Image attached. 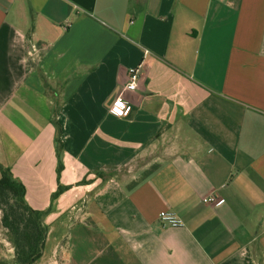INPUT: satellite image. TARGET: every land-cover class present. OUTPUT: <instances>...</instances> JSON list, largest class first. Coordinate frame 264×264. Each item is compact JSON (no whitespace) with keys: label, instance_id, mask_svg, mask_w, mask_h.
Segmentation results:
<instances>
[{"label":"crops","instance_id":"crops-1","mask_svg":"<svg viewBox=\"0 0 264 264\" xmlns=\"http://www.w3.org/2000/svg\"><path fill=\"white\" fill-rule=\"evenodd\" d=\"M0 166L44 214L34 264L259 263L264 0H0Z\"/></svg>","mask_w":264,"mask_h":264},{"label":"trees","instance_id":"trees-1","mask_svg":"<svg viewBox=\"0 0 264 264\" xmlns=\"http://www.w3.org/2000/svg\"><path fill=\"white\" fill-rule=\"evenodd\" d=\"M56 141L60 150L61 141L59 138ZM0 173L1 221L15 248V262L34 264L42 257L48 235V227L42 220L44 214L26 203V189L12 178L9 168L0 166ZM62 191L60 189L57 195Z\"/></svg>","mask_w":264,"mask_h":264},{"label":"built area","instance_id":"built-area-1","mask_svg":"<svg viewBox=\"0 0 264 264\" xmlns=\"http://www.w3.org/2000/svg\"><path fill=\"white\" fill-rule=\"evenodd\" d=\"M29 59L33 62H37L40 59V51L36 46H31L28 52ZM139 82V69H134L130 73L129 82L125 87L126 91H135L138 88ZM110 113L117 117H124L131 112V106L123 97V95L118 96L109 109ZM205 204L220 205L221 202L216 197H207L203 199ZM160 220L171 227L181 226L180 220L177 218L175 213L172 212H161Z\"/></svg>","mask_w":264,"mask_h":264},{"label":"rangeland","instance_id":"rangeland-1","mask_svg":"<svg viewBox=\"0 0 264 264\" xmlns=\"http://www.w3.org/2000/svg\"><path fill=\"white\" fill-rule=\"evenodd\" d=\"M257 264H264V259L263 258L260 259V262L259 263L257 262Z\"/></svg>","mask_w":264,"mask_h":264}]
</instances>
